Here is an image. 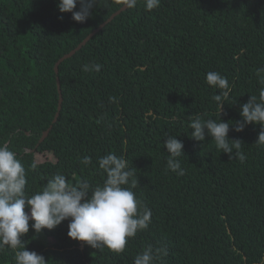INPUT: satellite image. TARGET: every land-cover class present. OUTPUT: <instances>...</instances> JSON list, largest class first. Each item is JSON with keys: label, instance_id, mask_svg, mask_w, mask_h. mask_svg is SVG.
<instances>
[{"label": "trees", "instance_id": "obj_1", "mask_svg": "<svg viewBox=\"0 0 264 264\" xmlns=\"http://www.w3.org/2000/svg\"><path fill=\"white\" fill-rule=\"evenodd\" d=\"M57 4L0 0V143L21 159L29 194L58 171L102 182L97 159L123 156L137 169L134 191L152 217L121 253L70 239L69 220L39 234L30 221L20 237L26 250L47 264H133L147 245L164 244L168 255L157 264H262V129L234 127L262 87L264 0H161L150 12L142 0L125 10L123 0H96L84 23ZM95 30L56 73L58 60ZM93 62L99 72L82 70ZM209 71L229 82L222 109L212 100L220 91L205 83ZM197 116L232 122L228 137L241 141L245 161L230 160L209 136L193 139L188 125ZM168 136L183 143V176L166 170ZM86 155L88 167L79 162ZM15 251L0 252V264H14Z\"/></svg>", "mask_w": 264, "mask_h": 264}, {"label": "clouds", "instance_id": "obj_2", "mask_svg": "<svg viewBox=\"0 0 264 264\" xmlns=\"http://www.w3.org/2000/svg\"><path fill=\"white\" fill-rule=\"evenodd\" d=\"M96 0H58L60 13H71L72 19L84 23L91 16V9ZM77 3L79 10H75ZM127 9H135L141 0H123ZM145 11L159 7L161 0H142ZM63 19L61 15L58 17ZM102 65L85 64L84 72H99ZM264 68L258 70V75ZM205 83L220 94H214L212 100L222 109L231 95L227 78L217 71L205 74ZM258 95L241 105V120L235 122L236 132L244 131L249 124H259L261 131L255 144L264 146V75H259ZM112 99V98H110ZM232 122L218 119H203L200 116L190 119V136L197 141L211 137L216 149L244 162L242 143L239 139H229L228 133ZM168 136L163 147L167 150L166 170L183 176L179 157L183 156V143ZM80 164L88 167L92 164L91 156L79 158ZM102 182L93 183L87 178L69 179L64 173H55L42 188L34 194L26 191V170L17 154L6 143H0V252L16 250L14 264H47L45 257L35 251H28L20 237L31 229L36 234L42 230H53L65 220H69L67 235L75 241L85 242L92 248H108L121 253L128 241L138 232L148 229L152 210L136 196L138 186L137 169L130 167L123 156L109 152L97 161ZM36 165L33 163L32 168ZM29 211L26 212L25 208ZM168 255L167 245L154 247L149 244L133 259V264H157ZM264 264V261H262Z\"/></svg>", "mask_w": 264, "mask_h": 264}, {"label": "water", "instance_id": "obj_3", "mask_svg": "<svg viewBox=\"0 0 264 264\" xmlns=\"http://www.w3.org/2000/svg\"><path fill=\"white\" fill-rule=\"evenodd\" d=\"M125 9H126V7L123 6L121 10H125ZM119 12H120V11H119ZM119 12H116L111 18L108 19L107 22H109L111 19H113V17H114L115 15H117ZM107 22H106V23H107ZM98 29H100V28H98ZM98 29H97V30H98ZM97 30L93 31V32L89 35V37H88L87 39H85V40H84V41H83V42H82V43H81V44H80L75 50L69 52L68 54L64 55L61 59H59L58 62L56 63V65H55L54 71L57 73L58 65H59L63 60H65V59L71 57V56H72L77 50H79V49L81 48V46H82L84 43H86V41H87V40H88L93 34H95V33L97 32ZM56 81H57V86H58V89H59V80L56 79ZM60 104H61V97H59L58 110L60 109ZM57 115H58V114H56L55 118L57 117ZM46 135H47V132H45V133L43 134V138H44ZM43 138H42V139H43Z\"/></svg>", "mask_w": 264, "mask_h": 264}, {"label": "rangeland", "instance_id": "obj_4", "mask_svg": "<svg viewBox=\"0 0 264 264\" xmlns=\"http://www.w3.org/2000/svg\"><path fill=\"white\" fill-rule=\"evenodd\" d=\"M80 247L82 248V245Z\"/></svg>", "mask_w": 264, "mask_h": 264}]
</instances>
